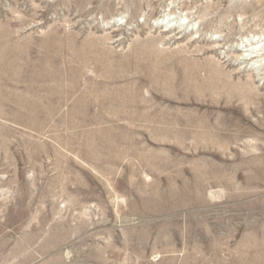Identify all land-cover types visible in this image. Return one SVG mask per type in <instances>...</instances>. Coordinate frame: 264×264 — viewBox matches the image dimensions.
<instances>
[{
    "label": "rangeland",
    "instance_id": "rangeland-1",
    "mask_svg": "<svg viewBox=\"0 0 264 264\" xmlns=\"http://www.w3.org/2000/svg\"><path fill=\"white\" fill-rule=\"evenodd\" d=\"M256 42L264 0H0V64L96 104L4 110L28 78L0 68V264H264Z\"/></svg>",
    "mask_w": 264,
    "mask_h": 264
},
{
    "label": "bare ground",
    "instance_id": "bare-ground-1",
    "mask_svg": "<svg viewBox=\"0 0 264 264\" xmlns=\"http://www.w3.org/2000/svg\"><path fill=\"white\" fill-rule=\"evenodd\" d=\"M123 18V17H122ZM169 17L168 16H166V18L164 17L163 19H162V21H157V25L158 26H161V27H166L167 28V26L168 25H170V22L171 21H169L170 19H168ZM109 25V24H108ZM9 39V38H8ZM90 40V39H89ZM93 40V39H92ZM9 41V40H8ZM252 41V39L249 41V42H251ZM256 41H258V39L256 40ZM149 42V41H148ZM259 42H261V41H259ZM258 42V43H259ZM238 44V43H237ZM97 45V44H96ZM256 46H252V48L251 49H248V50H246V51H244V53H248V55H246V54H242V57L244 58V59H246V60H249V58H254V55H256V56H259V52L260 51H264V46L262 45L261 46V44L259 43V45L260 46H257V42H256V44H255ZM95 47V46H94ZM244 47V46H243ZM19 49V48H18ZM89 49V48H88ZM11 50V49H10ZM22 50V49H21ZM24 50V49H23ZM35 50V49H34ZM92 50V49H91ZM20 51V50H19ZM27 51V50H26ZM25 51V52H26ZM87 51V50H86ZM241 51V50H240ZM1 52V51H0ZM13 52H14V50H13ZM12 51H11V53H13ZM24 52V51H23ZM28 53L27 54H29L30 52L29 51H27ZM92 52H93V50H92ZM18 53V52H17ZM51 53V52H50ZM97 53H98V51H97ZM10 54V53H9ZM20 54H22L21 52H20ZM25 54V53H24ZM27 54H26V57H27ZM80 54V53H79ZM262 54V53H261ZM82 55V54H81ZM92 55V54H91ZM90 55V56H91ZM98 55V54H97ZM140 55V54H139ZM20 56V55H19ZM29 56H30V54H29ZM46 57H47V55H45ZM75 56V55H74ZM89 56V57H90ZM255 56V57H256ZM20 57H22V56H20ZM82 57V56H81ZM17 58H19V57H17ZM31 58V57H30ZM15 59V58H14ZM24 59V58H23ZM22 59V60H23ZM77 59V61H78V59L79 58H76ZM41 60V59H40ZM83 60V59H82ZM255 60V59H254ZM19 61H21L20 59H19ZM18 61V62H19ZM251 61V60H250ZM11 62V61H10ZM22 62H24V61H22ZM27 63H23L22 65H19V64H17V66L15 65L14 67H12V65L10 66V65H8V63H7V65H1L0 66V68L3 70V71H5V72H7V73H11L12 72V70L14 69V70H17L16 71V73L15 74H17L18 76H19V78L20 79H25V78H28L27 79V82H28V86H27V88H26V92L28 93H26L27 95H18V96H15L14 98H10L11 97V95L9 96V95H7V94H2V93H0V97L2 96L3 98L5 97H7V98H10L9 100H5V99H3V101L1 102L2 104V106H4L3 107V109L5 110V107L8 109V107L11 109H14V110H17V111H21V109H23V110H26L27 112L29 111V113H30V117H35V115H39V112L42 110V108H44L43 106H49V108L51 109V108H53L55 105V107L57 108V106H59V105H64L65 103H67V102H71L70 103V108L71 107H75V108H77V109H79V110H81L82 109V111L83 110H87V109H89V108H91V106H94V105H96V104H94V103H92V101H90V100H86V99H83V98H86V97H83V98H81L82 97V95H80V94H77V95H80L79 97L78 96H76L77 98H75V99H70L71 97H72V95L74 94V89L73 88H69V87H67L68 89H66L65 87H63L64 86V84L62 83V78L63 77H61V74L56 70V68L57 67H55V66H57V63H54V62H52V60H49V65L47 64V62H45V63H38L37 61H35V62H33V61H31L30 59H28V61H26ZM85 62V61H84ZM89 62V61H88ZM13 63V62H12ZM11 63V64H12ZM80 64H81V62H79ZM97 63V62H96ZM76 64V63H75ZM84 64H86V63H84ZM143 64V63H142ZM146 64V63H145ZM173 64V63H172ZM107 65V64H106ZM148 65V64H147ZM89 66V65H88ZM127 66V65H126ZM106 67V66H105ZM144 67V66H143ZM210 67V66H209ZM85 68V67H84ZM137 68V67H136ZM147 68V67H146ZM157 69H158V67H156ZM141 69V68H140ZM160 69V68H159ZM106 71V70H105ZM155 71V70H154ZM158 71V70H157ZM188 71V70H187ZM28 72V73H27ZM136 72V71H135ZM70 73V72H69ZM107 73V72H106ZM115 73V72H114ZM127 73V72H126ZM163 73V72H162ZM4 74V73H3ZM108 74V73H107ZM106 74V75H107ZM6 75V74H5ZM12 75V74H11ZM76 75V74H75ZM74 75V76H75ZM99 75V74H98ZM109 75V74H108ZM7 76V75H6ZM5 76V77H6ZM14 76V75H13ZM28 76V77H27ZM72 76H73V74H72ZM73 76V77H74ZM212 76V75H211ZM101 77V76H100ZM111 77V76H110ZM109 77V78H110ZM14 78V77H13ZM75 78V77H74ZM80 78V77H79ZM105 78V77H104ZM103 78V79H104ZM4 79V78H3ZM6 79H9L8 77L6 78ZM19 79V80H20ZM212 79V78H211ZM49 80H52L51 82H52V84H53V88L51 89L50 87V91L47 93L48 94V96H45L44 98H40V97H43V96H38V95H36L35 93H34V87L39 83V82H41V83H44V84H46L47 82H49V83H51ZM76 80V79H75ZM74 81V80H73ZM104 81V80H103ZM141 81V80H140ZM209 81V80H208ZM4 82H6V81H4ZM95 82V81H94ZM93 82V83H94ZM30 84V85H29ZM63 84V85H62ZM111 84V83H110ZM6 86V85H5ZM45 86V85H44ZM46 87V86H45ZM18 88V87H17ZM7 89H8V87H7ZM44 89V88H43ZM83 89H85V87H83ZM195 89V88H194ZM48 89H46V91H47ZM93 90V89H92ZM106 91V90H105ZM110 91V90H109ZM3 92V91H2ZM39 93V92H38ZM43 93V92H42ZM109 93V92H108ZM92 94V93H91ZM90 98H91V96H90ZM89 99V98H88ZM228 99V98H227ZM1 100V99H0ZM113 103H120L121 104V101L122 100H120V99H110ZM104 101L105 102H108L109 100L107 99V98H104ZM103 100L100 102V103H102V104H104L105 102H104ZM110 102V101H109ZM96 103V102H95ZM109 104V103H108ZM108 104H106L107 106H108ZM123 104V105H122ZM122 106L123 107H127V106H129V105H136V102H133V101H129V102H125V101H123L122 102ZM116 105V104H115ZM114 105V106H115ZM119 105V104H118ZM2 106L0 107V109H2ZM46 106V107H47ZM110 106V105H109ZM111 106H113V105H111ZM134 107H137V106H134ZM61 108V107H60ZM76 109V110H77ZM4 110H3V113L1 112L0 113V118H5V112H4ZM72 110H73V108H72ZM1 111V110H0ZM89 111V110H88ZM77 112V111H76ZM84 112V111H83ZM53 113H55L54 112V109H53ZM79 114H80V112H79ZM1 115H3V116H1ZM32 115V116H31ZM72 115V114H71ZM76 115V114H75ZM80 115H82V114H80ZM79 115V116H80ZM17 116V115H16ZM40 116V115H39ZM38 116V117H39ZM47 116V115H46ZM45 116V117H46ZM86 116V115H85ZM84 116V117H85ZM18 118H17V120H19L20 118H19V116H17ZM30 117H28V118H30ZM41 117V116H40ZM70 117V116H69ZM130 117V116H129ZM134 117V116H133ZM15 118V117H14ZM36 118V117H35ZM42 118V120H43V117H41ZM48 118V117H47ZM82 118H83V116H82ZM87 118H89V117H87ZM132 118V117H131ZM31 119V118H30ZM38 119V118H37ZM45 119V118H44ZM74 119V118H73ZM134 119V118H133ZM149 119V118H148ZM35 121H36V119H35ZM71 122V121H70ZM32 124V123H31ZM33 126V125H32Z\"/></svg>",
    "mask_w": 264,
    "mask_h": 264
}]
</instances>
